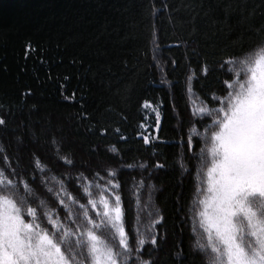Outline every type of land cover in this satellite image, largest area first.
Here are the masks:
<instances>
[{"label":"trees","instance_id":"16d2710c","mask_svg":"<svg viewBox=\"0 0 264 264\" xmlns=\"http://www.w3.org/2000/svg\"><path fill=\"white\" fill-rule=\"evenodd\" d=\"M261 29L264 0H0V117L7 121L0 125V158L27 170L21 171L22 186L40 177L34 171L39 158L49 186L63 181L77 196L76 182L69 184L68 176L88 173L61 157L78 165L91 160L116 167L107 149L117 144L113 130L119 128L128 137L118 145L125 164L165 165L152 175L127 168L123 173L133 226L142 220L143 231L157 215L165 218L164 227L155 231H166L168 243L144 258L157 264H209L194 244L192 221L181 223L188 213L178 210L192 205L193 183L176 166L185 153L178 141L182 124L184 133L193 127L204 132L195 113L201 106H216L209 98L225 95L219 89L228 76L218 70L194 82L192 96L183 87L184 65L219 69L227 58L253 56L264 47ZM165 76L174 89L160 84ZM145 99L161 113L159 128L155 114L139 108ZM139 132L155 146L145 145ZM198 141L197 153L205 147ZM5 168L0 160V169ZM141 179L138 202L132 185ZM177 249L187 258L180 260Z\"/></svg>","mask_w":264,"mask_h":264},{"label":"snow or ice","instance_id":"6c2138e0","mask_svg":"<svg viewBox=\"0 0 264 264\" xmlns=\"http://www.w3.org/2000/svg\"><path fill=\"white\" fill-rule=\"evenodd\" d=\"M188 63L184 65L187 75L183 87L192 96L194 82L204 81L218 70L228 79L221 81L223 87L219 89L225 95L209 98L216 106H201L195 113L204 132L193 127L184 133L181 125L183 135L178 144L185 153L176 166L181 176L193 183L192 205L178 210L188 213L181 223L192 221L194 244L208 257L209 264H264V47L258 56L227 58L219 69L207 63L192 69ZM172 64L178 66L175 60ZM160 84L168 89L176 87L166 76ZM153 86H157L155 82ZM139 108L151 110L159 128L157 106L145 99ZM127 119L121 117L122 121ZM6 123L0 117V125ZM113 131L117 144L107 151L116 167L91 160L78 165L61 157L66 164L83 167L88 173V177L84 173L68 176L69 184L76 182L72 191L77 196L63 181L49 186L47 169L40 167L39 158L34 171L40 177H32L23 186L21 171L26 174L27 170L13 168L6 156L0 158L6 165L0 169V264H157L144 257H151L153 249L168 243L166 231L164 235L155 231L164 227L165 218L157 215L143 231L139 227L142 220L133 226L131 198L125 206L123 194L128 188L123 173L127 168L152 175L165 165L158 161L125 164L121 157L124 150L118 145L126 143L128 137L121 135L119 128ZM137 135L145 145L155 146L148 135ZM197 137L205 145L199 153L193 150ZM3 151L0 147V153ZM143 188V179L133 182L138 202ZM143 207L147 209L150 204ZM152 215L148 212L149 217ZM177 256L187 258L182 249H177Z\"/></svg>","mask_w":264,"mask_h":264},{"label":"rangeland","instance_id":"374dc122","mask_svg":"<svg viewBox=\"0 0 264 264\" xmlns=\"http://www.w3.org/2000/svg\"><path fill=\"white\" fill-rule=\"evenodd\" d=\"M259 53H260V51H258L256 54H254L253 56H258L259 55Z\"/></svg>","mask_w":264,"mask_h":264}]
</instances>
